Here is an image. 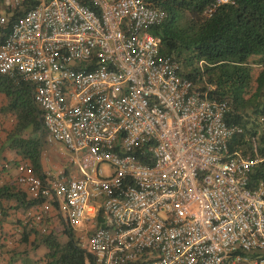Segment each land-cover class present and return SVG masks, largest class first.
<instances>
[{"label":"built area","instance_id":"2783aa9c","mask_svg":"<svg viewBox=\"0 0 264 264\" xmlns=\"http://www.w3.org/2000/svg\"><path fill=\"white\" fill-rule=\"evenodd\" d=\"M165 19L154 0H39L0 40V74L31 87L78 171L39 178L22 164L17 184L47 201L27 216L55 200L73 229L89 226L94 264H264V153L231 150L243 129L228 101L158 59L151 28Z\"/></svg>","mask_w":264,"mask_h":264},{"label":"trees","instance_id":"16d2710c","mask_svg":"<svg viewBox=\"0 0 264 264\" xmlns=\"http://www.w3.org/2000/svg\"><path fill=\"white\" fill-rule=\"evenodd\" d=\"M154 2L166 14L161 25L151 28L161 40L158 59H170L179 65L178 75L191 81L197 90L214 87L209 93L210 98L228 101L230 109L225 115L226 122L243 129L242 135L234 137L231 150L248 153L256 146L260 153H264V0H228L219 4L209 18L203 17V12L216 0ZM35 4L36 1L26 0L19 8H4L0 14V19L5 18L4 23H0V40ZM181 59L188 67L192 62L204 65L207 78L201 86H197V82H201L202 77L184 71ZM0 94L4 97L0 112L13 120L12 128L6 131L2 141L5 148L15 152L36 176L45 178L40 158L41 140L45 134L42 111L32 99L31 87L17 78L0 74ZM3 129L1 122L0 131ZM253 171L255 179L262 175L260 167ZM46 202L42 198L31 199L16 180L15 184L4 182L0 185V226L11 212L21 211L25 215L24 220L16 221L20 234H15L14 238L10 235L13 247L7 248L6 254L14 256L18 254V247L25 246L21 254L44 249V264H94L92 252L80 246L69 222L57 213L55 200L50 204L59 221L57 224L52 223L50 213L43 215L38 223L35 215L27 216ZM97 219L98 227H109L110 221L100 214ZM18 234L20 239L16 238ZM62 236L66 242L61 241ZM31 237H34L33 241H30ZM4 242L0 236V249L8 247Z\"/></svg>","mask_w":264,"mask_h":264},{"label":"crops","instance_id":"0c3cea01","mask_svg":"<svg viewBox=\"0 0 264 264\" xmlns=\"http://www.w3.org/2000/svg\"><path fill=\"white\" fill-rule=\"evenodd\" d=\"M4 97L2 94H0V104L3 102ZM3 123L4 129L3 131H0V142H2L6 136V131L8 129L12 128L13 120L10 118L9 115H5L0 112V123ZM41 158V154H40ZM25 163L21 162V159L18 155H16L15 152H11L8 149L5 148V143H0V185L2 183H14L16 180V176L19 175L18 168ZM41 165H42V174H51L52 169H57L56 171H65V167H57L52 168V166L43 167L42 159H41ZM68 171V170H67ZM51 172V173H50ZM55 172V173H57ZM53 173V174H55ZM68 174V173H67ZM50 217L52 218V223L55 224V220L57 217H55V213L52 211L50 212ZM25 215L19 211V212H11L9 218L7 221H2L0 226V236H1V242L3 243L6 241V244L12 245L10 240V235L15 237V234L19 233L18 225L16 221L24 220ZM16 235V238L20 239V236ZM8 240V241H7ZM34 237H31L30 241H33ZM67 239L63 240V242H66ZM5 244V242H4ZM25 246H21L20 248H17V253L14 256L8 255L7 249L2 248L0 249V264H44L42 262L43 256H44V249H39L35 252L29 251L27 255L21 254V252L24 251ZM6 249V250H5ZM28 249V248H27ZM33 257L35 258V263L33 262ZM41 259V260H40Z\"/></svg>","mask_w":264,"mask_h":264},{"label":"rangeland","instance_id":"374dc122","mask_svg":"<svg viewBox=\"0 0 264 264\" xmlns=\"http://www.w3.org/2000/svg\"><path fill=\"white\" fill-rule=\"evenodd\" d=\"M32 1H39V0H32ZM7 5L5 4V0H2V2H0V14L3 13L4 8ZM8 7V6H7ZM184 71H186L187 73H196L197 75H200V77H202V81L200 82V80L197 82V86H201V83H203L207 76L204 74V65L202 63H198V62H192L191 66L188 67V65L186 64V62L184 61V59H181ZM41 149H40V154H41V159H42V164L43 167H47V166H52V168H57V167H65V169L68 170V174L73 175L75 173H77V168L75 166V164L72 162L71 157H72V153L67 151L66 149H64L63 145H61L60 143L57 142H52L50 143L46 137V135L44 134L41 140ZM57 169H52V173L57 172ZM63 218H66V212H63ZM109 221V220H108ZM59 221L56 219L55 220V224H57ZM89 226H86L85 230L88 229ZM85 230H81L80 228H75L73 229L74 232V238L77 240H80V246H83V248H87L86 247V238L85 236ZM61 241L65 240V237H61L60 238ZM8 241V240H7ZM9 241L13 242V239H10ZM12 248V245H8L7 248ZM5 249V250H6ZM35 258L33 257V262L35 263Z\"/></svg>","mask_w":264,"mask_h":264}]
</instances>
